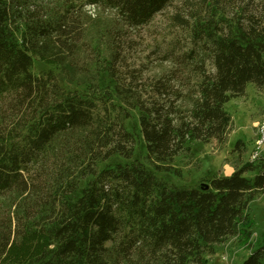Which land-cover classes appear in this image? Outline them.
I'll return each instance as SVG.
<instances>
[{"label":"trees","instance_id":"16d2710c","mask_svg":"<svg viewBox=\"0 0 264 264\" xmlns=\"http://www.w3.org/2000/svg\"><path fill=\"white\" fill-rule=\"evenodd\" d=\"M172 1L0 0V264H207L250 239L264 157L244 161L242 140L229 175L156 171L180 174L195 140L225 144V104L264 91V0L192 3L174 67L145 81L129 31ZM242 264H264V237Z\"/></svg>","mask_w":264,"mask_h":264},{"label":"rangeland","instance_id":"374dc122","mask_svg":"<svg viewBox=\"0 0 264 264\" xmlns=\"http://www.w3.org/2000/svg\"><path fill=\"white\" fill-rule=\"evenodd\" d=\"M200 0H173L146 25L130 30L125 43V55L130 66H139L144 80L157 77L174 67L173 54L187 42V29L179 24L178 15L186 16L192 3ZM49 69L37 57L33 70L41 73ZM232 116V125L225 144L216 141L205 143L193 141L190 151L175 157L174 171H156V174L171 183L195 186L215 174L229 175L233 164L239 162L238 152L233 151L239 140L245 143L243 160L264 157V148L255 158L256 148L264 137V91H259L253 83H248L243 96L232 98L225 104ZM137 113H135V118ZM130 124L131 122L128 121ZM146 153L143 142L139 141L134 158H143ZM113 160H119L114 157ZM253 178L254 173H247ZM250 212L254 218V227L249 240L230 237L215 246V253L207 255V264H242L252 249L262 243L264 237V193H260L250 202ZM252 246V247H250ZM252 248V249H251Z\"/></svg>","mask_w":264,"mask_h":264},{"label":"built area","instance_id":"2783aa9c","mask_svg":"<svg viewBox=\"0 0 264 264\" xmlns=\"http://www.w3.org/2000/svg\"><path fill=\"white\" fill-rule=\"evenodd\" d=\"M262 147L264 148V137L262 138L260 145H258V147L255 150L256 151L255 156H254L255 158H257L258 155L260 154L261 150H263ZM253 160H256V159H253Z\"/></svg>","mask_w":264,"mask_h":264}]
</instances>
